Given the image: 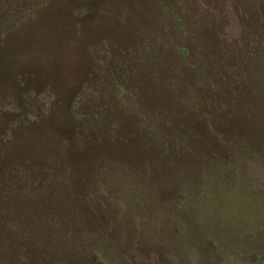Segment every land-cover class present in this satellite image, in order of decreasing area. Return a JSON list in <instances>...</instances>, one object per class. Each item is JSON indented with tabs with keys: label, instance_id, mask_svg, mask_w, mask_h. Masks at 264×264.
Masks as SVG:
<instances>
[{
	"label": "rangeland",
	"instance_id": "rangeland-1",
	"mask_svg": "<svg viewBox=\"0 0 264 264\" xmlns=\"http://www.w3.org/2000/svg\"><path fill=\"white\" fill-rule=\"evenodd\" d=\"M0 264H264V0H0Z\"/></svg>",
	"mask_w": 264,
	"mask_h": 264
}]
</instances>
